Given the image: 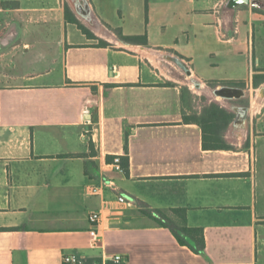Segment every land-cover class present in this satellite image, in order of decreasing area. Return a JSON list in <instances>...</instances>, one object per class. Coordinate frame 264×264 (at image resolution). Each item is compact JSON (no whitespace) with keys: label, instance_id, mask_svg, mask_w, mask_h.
Returning a JSON list of instances; mask_svg holds the SVG:
<instances>
[{"label":"crops","instance_id":"obj_1","mask_svg":"<svg viewBox=\"0 0 264 264\" xmlns=\"http://www.w3.org/2000/svg\"><path fill=\"white\" fill-rule=\"evenodd\" d=\"M0 4L9 23L0 43L12 34L0 48V264H62L63 254L85 264H114L115 255L122 264H264V95L253 85L258 76L264 86V10L230 0ZM199 59L242 73L210 79L195 69ZM176 60L201 84L243 81L234 87L244 95L203 101L163 72H185ZM212 102L232 113L227 148L205 149L200 125L184 120ZM116 155L122 170L111 165ZM102 176L131 205L109 189L87 194ZM176 208L202 228V253L159 223L163 214L179 226Z\"/></svg>","mask_w":264,"mask_h":264},{"label":"trees","instance_id":"obj_2","mask_svg":"<svg viewBox=\"0 0 264 264\" xmlns=\"http://www.w3.org/2000/svg\"><path fill=\"white\" fill-rule=\"evenodd\" d=\"M67 19L77 23V25L84 31V27L75 19L67 15ZM116 33L118 36L125 40V41H135L140 40L142 43H146V37L143 36H136V37H130V36H124L122 35L121 31L119 29L116 30ZM86 34L89 35L88 32ZM102 45H106V43H102ZM258 76H255L253 79V85L254 87H258V85L261 83ZM170 84V82H167ZM217 83H220L224 86H243V81H230V80H224V81H209V85H216ZM182 101H183V95H189L190 92L187 87H182ZM232 119V113L228 112L223 107L219 106L218 104L212 102L209 105L202 108V111L199 114L193 113L190 115H184V120L189 121L192 120L200 125L202 129V144L205 149H216V148H227L228 145H226L223 142L222 135L224 130L226 129L227 125ZM122 165L126 167L125 161H122ZM176 212L178 217L180 218L181 224L179 226L177 225H169L166 221V218L162 214V218L159 220V223L161 225H165L170 227L172 230L176 240L181 245H187L192 251L195 253H202L205 247V241L203 236V230L201 227H190L186 224L185 220V210L183 208H176L173 210ZM165 221H164V220Z\"/></svg>","mask_w":264,"mask_h":264},{"label":"built area","instance_id":"obj_3","mask_svg":"<svg viewBox=\"0 0 264 264\" xmlns=\"http://www.w3.org/2000/svg\"><path fill=\"white\" fill-rule=\"evenodd\" d=\"M4 11L6 10L0 4V14H2ZM8 25H9L8 21L0 18V40ZM111 165L116 170H122V166L120 164V157L117 155L113 157ZM107 189L113 192H117V195H116L117 203L121 205H124V204L131 205V200L127 198L124 194L118 192V189L115 186L113 180H111L110 178H106L104 176L88 183L86 185L85 191L87 194H90V195H102L104 191ZM88 220L92 224L90 235H91L92 240H94L96 239V235H97L96 226L98 225L100 221V211L99 210L91 211L88 216ZM111 260L113 261L114 264H122V262L124 261L121 255L112 256ZM62 264H85V262L82 258H80L76 254H63Z\"/></svg>","mask_w":264,"mask_h":264},{"label":"rangeland","instance_id":"obj_4","mask_svg":"<svg viewBox=\"0 0 264 264\" xmlns=\"http://www.w3.org/2000/svg\"><path fill=\"white\" fill-rule=\"evenodd\" d=\"M255 47L256 48H260L262 46V42L261 39L259 37H255ZM194 63V67L195 69H197V71L199 73H201L202 75H204V77L210 78V79H215V78H219V77H223L225 75H230L232 73V71H234V74H241L242 73V69L236 65L231 66L229 64H227V62H222L220 60H210V59H199L196 60ZM210 63H216V66L210 65ZM173 65V64H172ZM253 68H255L254 64H253ZM163 72L171 79H175L179 82H181L183 85H188L190 89L194 90L198 95L199 98H201L203 101H206L208 98L206 97L205 94H207L209 97L218 100L217 98H215L214 96H211L209 93H207V91H202L198 88H194L191 87L189 84V81L187 80V77L185 72L182 71L178 66L173 65L169 68H166L163 70ZM195 78V77H193ZM203 83V82H202ZM208 89H213L215 87H219L220 85L218 84L217 86H212L209 85L208 83H203ZM261 86H258L255 89H261ZM246 90V87L244 88ZM251 88H249L246 94H250L252 96V90H250ZM244 103H247V98L243 99ZM219 102H221L220 100H218Z\"/></svg>","mask_w":264,"mask_h":264},{"label":"water","instance_id":"obj_5","mask_svg":"<svg viewBox=\"0 0 264 264\" xmlns=\"http://www.w3.org/2000/svg\"><path fill=\"white\" fill-rule=\"evenodd\" d=\"M230 3L232 6H237L240 4H249L252 7H260V3L258 0H230ZM80 12L83 14V10L80 9ZM12 34L9 33L7 34L1 41L0 43V48L1 45H7L9 40H11ZM177 64L179 66H181L182 68H184L185 72L187 73L188 76L191 75V70L188 69L183 62L176 60ZM194 86L196 88L200 87V82L198 80L195 79L194 82ZM262 88L260 90L263 89L264 86H261ZM213 90V94L215 96H220L224 99H232V98H239L242 95H244V91L241 88L238 87H234V86H219V87H215L212 89ZM263 93V90L261 91ZM264 94V93H263Z\"/></svg>","mask_w":264,"mask_h":264},{"label":"bare ground","instance_id":"obj_6","mask_svg":"<svg viewBox=\"0 0 264 264\" xmlns=\"http://www.w3.org/2000/svg\"><path fill=\"white\" fill-rule=\"evenodd\" d=\"M82 17V16H81ZM90 23V22H89ZM188 81L190 82V84H192L193 86H194V82H195V79L193 78V77H191V76H189V79H188ZM195 87V86H194ZM196 88V87H195ZM198 89H200V90H202V91H207V93H209L211 96H214L215 98H217L218 100H220L222 103H223V99L224 98H222V97H220V96H215L214 94H213V90L212 89H208L204 84H201L200 83V87L198 88ZM263 93H264V87H263ZM262 90H260V89H258L257 90V97H258V100H260V99H262L263 98V93L261 92ZM226 102V101H225Z\"/></svg>","mask_w":264,"mask_h":264},{"label":"flooded vegetation","instance_id":"obj_7","mask_svg":"<svg viewBox=\"0 0 264 264\" xmlns=\"http://www.w3.org/2000/svg\"><path fill=\"white\" fill-rule=\"evenodd\" d=\"M259 1V3H260V7H254V9H262V10H264V0H258Z\"/></svg>","mask_w":264,"mask_h":264}]
</instances>
